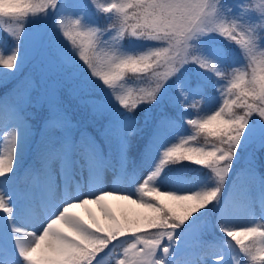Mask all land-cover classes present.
<instances>
[{
    "label": "snow or ice",
    "instance_id": "6c2138e0",
    "mask_svg": "<svg viewBox=\"0 0 264 264\" xmlns=\"http://www.w3.org/2000/svg\"><path fill=\"white\" fill-rule=\"evenodd\" d=\"M0 33V84L42 65L0 96V264H264V0H0Z\"/></svg>",
    "mask_w": 264,
    "mask_h": 264
},
{
    "label": "trees",
    "instance_id": "16d2710c",
    "mask_svg": "<svg viewBox=\"0 0 264 264\" xmlns=\"http://www.w3.org/2000/svg\"><path fill=\"white\" fill-rule=\"evenodd\" d=\"M99 22L101 24L104 23V20L102 17L99 18ZM3 33H0V36H2ZM26 69V70H25ZM25 70V71H24ZM24 72L20 73L16 78L9 79L7 83L0 84V96H3L5 93H11L14 87L16 86L19 79H22L24 76L28 75L29 71L33 72V67L29 63H27L24 67ZM160 71H164L163 68L160 69ZM42 71L39 73L41 74ZM38 77V75H37ZM126 77L134 80V84H131L129 87L132 88H139V87H147V83H140L139 79L136 77L135 74L127 73ZM40 81V79H39ZM62 106L66 109L68 115L71 117L72 122L74 123V120L78 125L79 129H87L89 133H91L93 136H99L98 129L102 127L103 121L102 120H96L93 115L91 114V111L89 109H84L78 105V102L72 98L71 95L68 93L62 94ZM31 111V109H30ZM43 115V113H38L37 118L33 121L34 123L39 122L40 116ZM187 127V126H186ZM75 131V130H74ZM178 132L185 131V128H177ZM75 134L78 136V131L75 132ZM176 143L179 142L177 139L174 141ZM205 138L201 134L197 137V141L194 146H202L205 143ZM105 148L107 146L105 145ZM249 153L252 154V156L255 158V164L256 167L262 171H264V152L260 151L256 146H252L248 149L247 152L241 153V159L236 162V168H242L246 166L247 159L249 158ZM36 158V157H35ZM230 182V181H229ZM127 204V203H126ZM125 204V205H126ZM116 207V206H115ZM132 208H135V205H131ZM216 222V216L214 213H208V215L204 218V223L206 225L204 231H203V240L205 241H216L219 240L222 237V233L219 232L218 229H215L212 227ZM219 236V239L216 237Z\"/></svg>",
    "mask_w": 264,
    "mask_h": 264
},
{
    "label": "rangeland",
    "instance_id": "374dc122",
    "mask_svg": "<svg viewBox=\"0 0 264 264\" xmlns=\"http://www.w3.org/2000/svg\"><path fill=\"white\" fill-rule=\"evenodd\" d=\"M30 65H32V67H33V72L32 71H29V73H28V75L29 74H31L38 82H39V79H40V76H41V74L39 73L40 71H42V65H41V63H40V59L39 58H31L30 57V59H29V62H28ZM27 64V63H26ZM26 70V69H25ZM24 70V71H25ZM23 71V72H24ZM37 75H38V77H37ZM126 79H128V80H130V83L127 85L128 87L131 85V84H134V80H132V79H130V78H128V77H125ZM64 93H66L67 94V92H64ZM170 146V145H169ZM27 157H29L28 155H27V153H26V156H25V158H27ZM106 177L107 178H111V180H112V186H118V187H127V184H126V182L125 181H123V180H120L119 181V184H117V182H116V177H114L113 175H112V172H111V170H109V172L106 174ZM106 190H110V187H106ZM110 203H112L113 204V206L115 207H117V206H119V205H125L127 202H124V201H115V200H112L111 198H110ZM93 209H95V205H92L91 206ZM80 211H82V210H80ZM256 213H257V216H259V214H260V209H259V206H257V209H256ZM261 223H264V221H260ZM218 239H219V236H216ZM202 238H203V235H202ZM191 244H192V242L190 241L189 242V247L188 248H186V251H185V254H184V256H183V259H188V260H190V259H194L195 257H196V255H197V249H195L194 247H191Z\"/></svg>",
    "mask_w": 264,
    "mask_h": 264
}]
</instances>
